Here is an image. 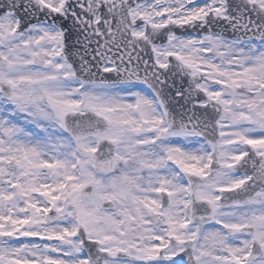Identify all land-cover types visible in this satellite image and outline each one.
<instances>
[{
  "label": "snow or ice",
  "instance_id": "6c2138e0",
  "mask_svg": "<svg viewBox=\"0 0 264 264\" xmlns=\"http://www.w3.org/2000/svg\"><path fill=\"white\" fill-rule=\"evenodd\" d=\"M0 264H264V0H0Z\"/></svg>",
  "mask_w": 264,
  "mask_h": 264
},
{
  "label": "water",
  "instance_id": "95a60500",
  "mask_svg": "<svg viewBox=\"0 0 264 264\" xmlns=\"http://www.w3.org/2000/svg\"><path fill=\"white\" fill-rule=\"evenodd\" d=\"M69 26H70V22H69ZM179 84V82H177Z\"/></svg>",
  "mask_w": 264,
  "mask_h": 264
}]
</instances>
